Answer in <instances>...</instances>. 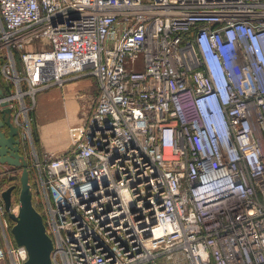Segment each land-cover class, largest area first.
Masks as SVG:
<instances>
[{"label":"built area","instance_id":"2783aa9c","mask_svg":"<svg viewBox=\"0 0 264 264\" xmlns=\"http://www.w3.org/2000/svg\"><path fill=\"white\" fill-rule=\"evenodd\" d=\"M86 75L80 135L39 149L37 94ZM0 77L54 264H264V0H0Z\"/></svg>","mask_w":264,"mask_h":264},{"label":"water","instance_id":"95a60500","mask_svg":"<svg viewBox=\"0 0 264 264\" xmlns=\"http://www.w3.org/2000/svg\"><path fill=\"white\" fill-rule=\"evenodd\" d=\"M3 93L0 87V95ZM6 126V129L3 128ZM0 162L20 167L17 211L11 210L12 190L16 184L7 185L1 190L8 215L13 220L11 232L16 243L25 245L27 258L23 264H54L51 257L53 242L45 229L40 211L32 201V188L29 181L27 160L20 150L17 125L11 120V108H0ZM143 264H151L146 262Z\"/></svg>","mask_w":264,"mask_h":264},{"label":"crops","instance_id":"0c3cea01","mask_svg":"<svg viewBox=\"0 0 264 264\" xmlns=\"http://www.w3.org/2000/svg\"><path fill=\"white\" fill-rule=\"evenodd\" d=\"M97 93L98 83L93 75L69 79L61 86H52L39 92L32 122L39 149L57 153L69 148L71 136L68 134L66 122L76 123L77 111H80V108L88 110L89 106L91 108ZM50 102L55 105V114L45 113V107ZM39 106L41 108H38ZM2 164L0 162V166ZM2 200L0 192V201Z\"/></svg>","mask_w":264,"mask_h":264},{"label":"rangeland","instance_id":"374dc122","mask_svg":"<svg viewBox=\"0 0 264 264\" xmlns=\"http://www.w3.org/2000/svg\"><path fill=\"white\" fill-rule=\"evenodd\" d=\"M49 106H53V107H50L49 108ZM38 108H41L40 106L38 107ZM46 108V110H45V113L46 114H52V113H56V108H55V105H53L52 104V102H50L49 104H48V106L47 107H45ZM37 109V107H35L34 108V112H35V110ZM90 109V106L88 107V110ZM85 109L84 108H82V110H81V108H80V111H77V114H76V120H78V121H76V123H69V121L68 122H66V128H67V130H68V134H69V136H71V143H73V142H75V140L77 139V137L80 135V133H81V128H82V124H83V121H84V119H85V117H86V114H87V112H88V110L86 109L85 111H84ZM53 114V115H54ZM33 134H34V132H33ZM67 134V133H66ZM35 136V135H34ZM63 150H60V151H57V153H60V152H62ZM54 153H56V152H54ZM15 205H17V199H16V201H15Z\"/></svg>","mask_w":264,"mask_h":264},{"label":"trees","instance_id":"16d2710c","mask_svg":"<svg viewBox=\"0 0 264 264\" xmlns=\"http://www.w3.org/2000/svg\"><path fill=\"white\" fill-rule=\"evenodd\" d=\"M0 84L3 86V89L5 90L6 87L3 85L1 77H0ZM2 180L8 183V179L3 178ZM18 190H19V180L17 181L16 186L12 190V204H15L16 199L18 200Z\"/></svg>","mask_w":264,"mask_h":264},{"label":"flooded vegetation","instance_id":"af4514ba","mask_svg":"<svg viewBox=\"0 0 264 264\" xmlns=\"http://www.w3.org/2000/svg\"><path fill=\"white\" fill-rule=\"evenodd\" d=\"M3 128H5V129H6V126H4Z\"/></svg>","mask_w":264,"mask_h":264}]
</instances>
